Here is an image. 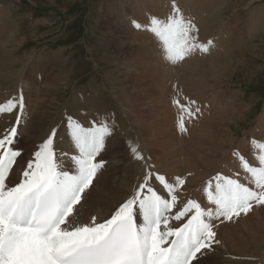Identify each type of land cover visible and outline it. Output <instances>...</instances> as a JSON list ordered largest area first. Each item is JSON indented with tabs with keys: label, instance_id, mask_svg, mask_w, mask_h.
I'll return each mask as SVG.
<instances>
[{
	"label": "snow or ice",
	"instance_id": "obj_1",
	"mask_svg": "<svg viewBox=\"0 0 264 264\" xmlns=\"http://www.w3.org/2000/svg\"><path fill=\"white\" fill-rule=\"evenodd\" d=\"M137 30L153 35L162 58L177 65L198 53L207 54L214 42H201L194 18L185 17L175 2L166 18L152 17L147 25L133 20ZM179 109L177 130L187 133L186 121L201 114L195 101H174ZM25 110L22 94L0 103V116L16 113L0 131V264H195L220 241L219 223L235 222L264 206V142H253L257 166L239 151V171L216 174L203 186V207L195 198L181 200L183 176L166 177L155 170L138 145L130 147L141 175L131 194L110 216L79 219L78 206L106 161L98 159L117 127L111 118L85 124L66 115L64 136L73 151L57 149L59 131L24 155L18 127ZM68 158L71 168L64 169ZM20 164L17 176L13 169Z\"/></svg>",
	"mask_w": 264,
	"mask_h": 264
},
{
	"label": "rangeland",
	"instance_id": "obj_2",
	"mask_svg": "<svg viewBox=\"0 0 264 264\" xmlns=\"http://www.w3.org/2000/svg\"><path fill=\"white\" fill-rule=\"evenodd\" d=\"M151 1L152 4L158 6L164 4L167 0ZM128 2H131V0H0L2 11H5L8 7L10 9H6L8 12H3V16L0 17L2 19L0 20V28L4 23L9 25L0 43V48L3 50V53L0 54L1 72L4 75L11 73L13 78L20 79L22 72L25 70L22 76L25 85L23 87L34 90L36 93L41 92L43 83L48 80L49 86L43 90L44 105L50 114L52 113L54 117H60L61 121L57 129L62 136L65 131L64 122L66 115H72L87 124L88 121L97 118V116L89 114L91 111L94 113V110H96L99 113H103L120 110L122 106L120 102L122 101L119 102L116 96H119V91L122 92L125 104L128 102L132 108L130 114L133 116L130 118L133 120L132 123H134L140 133L146 135V141L149 140L147 143V156L151 158V163L157 169L173 171V166L179 163L175 159V147L178 143L175 138L174 143L176 145L174 143L171 144L168 139L163 141L159 136L155 135L157 130H159L160 122L164 124L171 121L173 128L171 124L170 127L172 130L174 129L178 137L182 136L177 130V116L173 115L171 118L169 113L170 105L172 107V99L177 96L171 95V87L173 86L172 93H176L178 87L176 80L180 76V70L172 71L171 75L174 81H167L168 76L163 72L166 67L173 68L179 65H172L166 62L162 58L159 49H157L158 57L162 63L158 65L152 64V61L149 65L141 57L136 56L132 46L137 45V39L131 34L123 33L110 20L111 16L119 17L121 15L122 20L125 23L127 22V26L128 24L130 26V22L132 23L133 20L141 23L147 16H157L160 13L153 12L151 9L141 5L139 0H134L132 5L127 4ZM168 2L171 3L169 4ZM168 2H166L168 5H172L175 2L179 7L178 0H168ZM248 3L250 5L247 8ZM243 4L242 0H224L223 3L222 0L218 1V7L223 8L224 12L242 8L237 11V13L239 12L238 15L240 14V18L233 16L234 13L230 12L227 19L224 20V22L226 21L225 26L231 30V33L234 28L239 29L238 23H242V25L247 23L248 27L247 21L251 18L249 12H254L259 24L264 20V0H244ZM214 11L210 15H213ZM229 24L230 26H227ZM224 29L225 27L212 34L211 37L216 43H221V40L217 37L215 38V35ZM133 30L139 31L138 34L141 33L134 26ZM252 34L254 36V33ZM236 38L235 34L234 40L237 42ZM250 39L251 37L248 34L233 47L243 48ZM58 55L61 58L56 57ZM208 55L210 54L198 53L187 60L185 59L184 62L188 60L201 62V60L208 58ZM55 57L56 61H58L57 63ZM151 58L153 57L151 56ZM29 60H31L29 66L22 70L25 63ZM194 66L200 70L205 67L210 68L208 61L196 63ZM185 67H188V65L186 64ZM212 70L213 73L210 77L202 78L204 80L200 81L199 85H197L198 80L193 78V82L188 81V84L184 85L185 89L180 88L183 89L180 92L182 94L189 92L190 94H187L189 97L185 96V98L189 99V101H195L198 107L201 102L197 101H207L208 96L219 93L222 97L220 102L225 110L247 116L237 128L233 129L236 133L237 141H242L244 138L246 141L249 140L250 143L253 140L264 142V137L262 138L261 133L258 132L260 129L254 130L255 133L253 132V134L256 137L250 135L252 127H255L256 121L262 115L264 108V36L257 39L254 47L244 51L241 56L235 53L234 59L230 61H225L224 59V62H220ZM181 73L188 75L190 72L182 71ZM15 79L12 82L7 79L6 82L5 78H1L0 82L3 88L0 89V103L7 101L13 96L23 94L26 108L23 113L22 123L18 127L19 132L20 127L23 130L31 121L33 110L29 106L27 107L24 90L18 87L16 92H12L15 88L14 85L9 83H13ZM186 79L189 80V77L186 76ZM56 88H58V91ZM198 90H213V92L204 95L199 94ZM196 92L197 101L191 98L193 93ZM61 97L64 98L61 100ZM81 100L89 102L86 108L83 107L84 110H81L80 106L77 105V101L80 102ZM105 103H108L107 106ZM58 105V109L55 110ZM205 106L207 107V105ZM213 106L215 109L218 107L217 101L214 99L208 106L210 108L208 112L213 111ZM174 107L172 108L173 110L176 108ZM241 107L245 109V112L244 110L243 112L239 110ZM201 114L194 119L196 122L201 120ZM12 115L0 116V119L8 120L9 124L12 121L14 122L16 113ZM162 115H165L166 118H160ZM124 133L125 131L117 125L113 135L106 140L107 149L108 147L113 149L111 151L104 150L101 157L98 158L106 161V164L100 174L97 175V177L100 176L99 183L92 186L93 193L91 198L99 190L103 178L111 175L115 178L112 180L115 184L127 178L128 170H131L133 162H130L131 154L128 153V149L131 146L124 139ZM243 133L249 134L244 137ZM182 134L186 135V133ZM170 136L174 137L172 133ZM65 138L68 140L66 136H63L60 138V142H63L62 139ZM20 139L21 135L19 132L17 147L22 148L24 151V155L21 158V162H23L30 156L33 148L30 150L26 149V145L20 144ZM57 149L59 150L58 147ZM68 152L71 153L72 150L69 149ZM179 159L182 161L181 156ZM166 177L168 176L166 175ZM226 225L228 233H230L231 243L237 244L236 247L224 245L217 238L220 243L214 246L213 252L208 254L206 258H200L197 264H221L222 253L231 254L233 249L249 253L251 250L254 251L256 244L263 240L264 237V207L259 210L257 216L248 215L243 219H237L232 224L228 222ZM219 248H224L225 252L220 251ZM206 252L209 253L211 251ZM230 260L232 262L257 264L256 259L237 257L231 259L230 256L225 258V261ZM261 262L262 260L258 264Z\"/></svg>",
	"mask_w": 264,
	"mask_h": 264
},
{
	"label": "bare ground",
	"instance_id": "obj_3",
	"mask_svg": "<svg viewBox=\"0 0 264 264\" xmlns=\"http://www.w3.org/2000/svg\"><path fill=\"white\" fill-rule=\"evenodd\" d=\"M218 1L219 0H178L179 8L181 9L183 15L185 17L194 18V21L199 28L198 35H199V39L201 42H207L209 38L212 36V34L216 32L217 30H220L223 27H225V29L222 31H219L221 32V34L217 32V34L215 35V38L216 37L219 38L221 40V43H216V41L211 37L210 40L214 42V47H212L209 53H207V54H210L208 55V58L201 60V62L208 61L210 68L205 67L202 70H200L199 68L195 67L194 64L201 63V62L192 61V60H188L186 62L184 61L180 62L178 64L179 66L177 67L164 68L163 72L165 75L168 76L166 79L167 81H170V80L174 81L171 75L172 71L180 70L179 72L180 76L176 80L178 84V87H177L178 91L175 88L176 93H172L173 86L171 87V95L174 94V95L180 96V97L175 96L176 98L172 99V107L170 105V110H169L171 118L173 115H176L178 119V115H179V109L173 106L174 104L173 102L175 101V99H179L181 103L186 102V100L189 101V99L185 98V96H188L187 94L189 92L187 94L181 93L183 89H185L184 85L188 84V81L193 82V78L197 79L198 80L197 85H199L200 81L204 80L202 78L206 79L210 77V75L213 73L212 68L217 67L220 64V62H224V59L225 61H230L234 59L235 53H238L239 56H241L244 51L254 47V43L256 42L257 39L262 38L264 36V20L261 22V24H259L256 20V16L254 12L253 13L249 12L250 13L249 15L251 18L247 21L248 27L246 25L247 23L245 25H242V23H238L237 26L239 27V29L234 28L231 33V30L225 26L226 21L224 22V20L227 19L228 14L230 12L234 13L233 16L239 17L240 14L238 15L239 12L237 13V11L242 8L235 9L229 12H224L223 8L218 7ZM243 1L244 0H242V5H244ZM139 2L141 3V5H144L145 7L151 9L153 12L160 13L157 16H152V15L147 16L146 19L143 22H141L142 24L147 25L152 17L166 18L171 13L172 5L166 4L168 0L164 4H161L158 6L156 4H152L151 0H139ZM223 2L224 0H222V3ZM133 3H134V0H131V2H128L127 4L132 5ZM249 5L250 3L247 4V8ZM193 8H195V10H193ZM6 9H9V7ZM6 9L5 11H7ZM212 9L215 11L213 15H210L211 12L213 11ZM133 10L135 9L133 8ZM5 11H2L0 8V12L2 13L0 17L3 16L4 14L3 12ZM110 20H112L113 23H115L116 26H118V28L122 30L123 33L131 34L133 37L135 36L138 43L137 45L132 46V48L134 49V52L136 53L137 57H141L143 61L149 65L151 64V61L153 62L152 64L154 65L155 64L158 65L162 63L158 57V51H157V49L161 51V48L158 44V41L154 39L153 35H151L149 32L144 31V30H140L141 33L138 34L139 31L133 30V23L130 22V26L129 24L127 26L126 24L127 22L125 23L122 20L121 15L119 17L111 16ZM8 24L10 23L8 22ZM230 24L227 26H230ZM11 25L13 24L11 23ZM7 26L9 25L4 23L2 27L0 28V43L4 36V33L7 31ZM252 33H254V36ZM235 34H236V37L238 38V39L236 38L237 42L234 40ZM248 34L250 35L251 39L245 44V47L243 48L233 47L234 45H236V43H238V41L240 42ZM221 47L223 48L221 49ZM1 53H3V50L0 48V54ZM217 53H222V54H217ZM151 56L153 58H151ZM56 57L61 58L60 55ZM56 57H55V61H56ZM30 62L31 60H29L26 63L24 62L25 65L22 68V70L26 69L29 66ZM57 62L58 61H56V63ZM186 64L188 65V67H185ZM1 67H2V64L0 63V80L1 78H5L6 82H7V79L9 82H12L15 78H13L11 73H7L6 75L2 74ZM24 71L22 72L20 79H15L13 83H9V84L14 85L15 90H12V92H16L18 87L24 90V94L26 95L25 99L27 101V107L29 106V108L33 110L31 121L27 124V126L23 130H21V127H20V131H19L21 135L20 144L23 143V145L27 146L26 149L30 150L32 148L34 149L35 145L42 142L46 138V136L49 134V132L52 130L53 127L57 128L61 119L60 117H54L52 113L50 114V112L46 109L44 105L45 99H44L43 90L48 88L49 86L48 80L44 82L45 84L43 83V86L41 87V92L36 93V91L34 90L23 87L24 80L22 79V76H23ZM182 71L183 72L186 71V73L188 71L190 73L186 75V74L181 73ZM205 74H207L208 76ZM186 76L189 77V80L186 79ZM2 88H3V85L0 82V89ZM180 88H183V89H180ZM56 89L58 91V88ZM208 91L209 90H198L197 92H199V94H204V95L213 92V90H210L209 92ZM197 92L193 93L192 95L193 97L191 96V98L195 99L196 101H197V97H196ZM165 96H166V93H165ZM217 97L219 98V100ZM63 98L64 97H61V100ZM116 98L117 100L119 99L118 100L119 102L122 101L120 102L122 105L120 110H115L113 112L107 111L103 113H99L96 110H94V113L91 111L89 114L91 116L99 115L101 118H104V117L111 118L112 115L114 114L115 123L125 131L124 139L129 142L128 145L129 146L138 145L139 150L146 157H148L147 156L148 155V152H147L148 144L147 143L149 142V140L146 141V138H145L146 135L144 133H140L136 129V126L134 125V123H132L133 120H131L130 118L133 116L130 115L132 111L130 104L128 102H126L127 105L125 104L123 93L120 91H119V96H116ZM207 98H208L207 101H197L199 103L201 102L199 105L200 108L205 105H207V107L205 106L203 109H201V113H202L200 115L201 120H199L198 122H196L195 120H191L190 122L186 121V128H187L186 135L179 133L182 136L178 137L174 129L172 130L173 127H172L171 121H168L167 123H164V124H161L160 122L159 130H157L156 135H155L157 137L159 136V138L163 141H166V139H168L171 144L174 143V138H175V140L178 143V145L174 143L176 145L175 159L179 161V163L173 166V169H172L173 171H170L167 169H161V168H158V169L155 168V170L158 171L160 174L167 175L168 177L183 176V178L186 180V183H185L186 185H184V187L179 191L178 193L179 198L183 200L195 198L205 208L211 207L210 205L207 204L203 191H202L203 186L206 184V182L209 181L213 176H215L218 173L223 174L225 176H232L235 172L240 170L238 160L234 156V152L236 153L237 151H239L250 161V163L253 166L258 165V161L255 159V157L258 155V152L255 150L254 143H253V142H256V140L252 139L253 142L250 143L249 140L246 141V139L243 138L242 141L238 142L237 141L238 139L236 138V133L233 130L235 127L237 128L240 122L244 121L247 118V116H245L244 114H240V113L234 114V112L231 113L225 110L223 104L220 102V99H222V97L220 96L219 93L212 94L211 96H208ZM212 98L215 101H217L218 107L217 109H215L213 106V111L208 112L210 109L208 106L212 102L213 100ZM88 103L89 102L85 100H81L80 102L77 101V105L80 106L81 110H84L83 107L86 108ZM59 105L57 106L55 110L58 109ZM72 106L74 107L73 103H72ZM173 107L175 108L174 110L172 109ZM239 110L241 112H243L244 110L245 112V109L242 107ZM160 118H166V117L165 115H162ZM170 124L172 128L170 127ZM8 126H9L8 120L1 118L0 119V131H3ZM255 129H260L258 130V132L261 133L260 135L263 138L264 137V133H263L264 132V108H263L262 115L256 121L255 127L254 128L252 127L250 135L254 136L253 132ZM171 133L173 134L174 137L170 136ZM249 133H245V134L243 133L244 137H246ZM59 135H60V138L64 136V135L62 136L61 132H59ZM62 140L63 142H60L59 140V143L57 144V147L59 148V150L63 152H68L70 149L73 151V147L71 143L69 142V140H67L66 138ZM106 149L107 147L105 148V151ZM111 149L113 148L108 147L107 151H111ZM128 153L130 154V149H128ZM180 156L182 158V161H180L179 159ZM62 161H63L62 164L64 165L65 169H68L71 167V162L68 158H64ZM130 162H133V165H131V168H130L131 170H128L129 172H128L126 179L120 180L118 184H115L112 181L115 178L110 175L108 177L103 178L101 182L102 185L99 187V190L95 192L92 198H91V194L93 193V187H91V189L88 190L87 193H85L86 198L82 200V204L78 206L79 219L82 223L89 222L93 216H96L101 219L110 216L113 210L116 209L124 200L128 198L135 184L138 182L137 180L138 176L141 175L139 162L135 161L132 158V156L130 158ZM19 167H20V164H18L17 167L13 169V173L11 174L12 176L17 175ZM99 181H100V176L97 177V179L93 183V186L94 184H98ZM262 207L264 206L257 207V208L255 207L253 211L249 213L248 215L257 216L259 213V210ZM245 217L246 216L241 215L239 219H243ZM216 223L219 224V227L216 229V231H217V238L220 239L221 243H224V245H227V246L236 247L237 244H232L229 238L230 233H228V230L226 228L227 226L226 224H228V222L219 223L217 221ZM229 223L232 224L233 222H229ZM219 250L225 252L224 248H219ZM212 252L213 251L209 253L206 252L207 254L204 255L203 257L206 258L208 254ZM232 252L233 253L231 254L222 253L221 264H251V263H246V262L245 263L232 262L231 260L225 261V258L227 256H230L231 259L236 258V257L256 259L257 264L260 260H262L260 264H264V237H263V240H260L256 244L255 250L254 251L251 250L250 253L240 252L239 250H236V249H233ZM198 261L195 262V264H197Z\"/></svg>",
	"mask_w": 264,
	"mask_h": 264
}]
</instances>
